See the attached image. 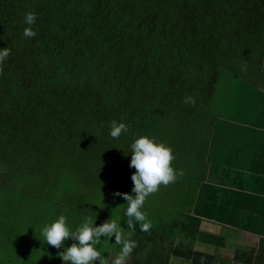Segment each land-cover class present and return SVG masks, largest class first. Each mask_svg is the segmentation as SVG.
Masks as SVG:
<instances>
[{
	"label": "trees",
	"instance_id": "1",
	"mask_svg": "<svg viewBox=\"0 0 264 264\" xmlns=\"http://www.w3.org/2000/svg\"><path fill=\"white\" fill-rule=\"evenodd\" d=\"M30 11L36 36L25 39ZM6 47L0 264H65L58 252L78 242L69 238L56 249L42 235L45 221L60 215L70 232L86 218L94 227L107 217L131 231L127 201L112 193L135 195L131 144L141 136L173 150L172 167L184 176L169 184L167 197L182 203L174 207L164 257L160 230L152 226L149 235L134 221L138 247L129 264H175L171 256L216 264L217 256L194 248L197 241L226 244L201 228L205 218L264 235L255 220L223 216L218 202L225 196L214 192L221 179L213 173L237 166L225 151L249 134L243 124L263 97L264 0H0V49ZM187 96L196 104H185ZM113 120L128 127L118 139L110 136ZM248 192L264 204V193ZM240 210L264 218L263 210ZM141 211L148 218L147 198ZM148 237L153 248L141 263ZM263 240L245 262L264 264ZM240 253L237 247L234 260Z\"/></svg>",
	"mask_w": 264,
	"mask_h": 264
},
{
	"label": "clouds",
	"instance_id": "2",
	"mask_svg": "<svg viewBox=\"0 0 264 264\" xmlns=\"http://www.w3.org/2000/svg\"><path fill=\"white\" fill-rule=\"evenodd\" d=\"M37 15L34 12L24 14V23L27 27L23 30L25 39L36 36L33 25L36 23ZM10 55L9 48L0 49V75L3 74V62ZM185 104H196L194 96H187L183 101ZM128 127L125 123H118L113 120L110 123V136L118 139L122 133H127ZM175 159L173 150L163 143H156L148 136H141L131 144V160L129 167L135 172L131 176L133 183L132 193H122L114 191L113 198L121 197L127 201L128 207L125 215L128 217L127 225L131 230L124 233L123 229L115 221L106 220L98 226H92L90 219H85L82 226L75 232H70L66 226V217L60 215L58 220L50 226L42 229V235L46 243L56 249L63 247L64 242L72 238L78 243H73L66 251L58 252V256L65 264H105V259L100 251L95 247L100 244L101 237L115 238V243L122 246L120 254L115 258L113 264H125L133 250L138 247V242L131 239L135 231V222L140 223V230L151 235L152 223L147 219V214L141 209L146 197L156 193L161 185L168 186L175 183L178 178L184 176V171H179L172 167Z\"/></svg>",
	"mask_w": 264,
	"mask_h": 264
},
{
	"label": "crops",
	"instance_id": "3",
	"mask_svg": "<svg viewBox=\"0 0 264 264\" xmlns=\"http://www.w3.org/2000/svg\"><path fill=\"white\" fill-rule=\"evenodd\" d=\"M259 76V75H258ZM263 93L260 94V102L255 106V111L247 114L248 122L243 124L249 134L241 137L236 144L232 145L229 152L225 151V155H228L233 161L234 168H228L226 166H217L213 172L216 177H219L218 188L216 191L221 194L223 200L218 202V205L222 208L224 213L220 208L219 212L225 216V218H233L237 213L242 220L247 219L249 225L255 223L253 227L257 229L264 230V218L258 219L248 216V214L243 213L240 209L245 208H257L264 211V204H257V200L252 197L256 195L250 194L248 191H255L259 193H264V180L255 179L254 177H264V89L259 88ZM254 116V117H253ZM253 120L255 122H253ZM250 121V122H249ZM217 154H219L218 150ZM233 182L234 185L227 186L226 182ZM222 182L223 184H221ZM224 185V186H222ZM209 199L211 197L209 196ZM254 200L252 203L251 200ZM209 204V203H208ZM239 209V212L237 210ZM240 220V219H239ZM201 228L205 231L215 233L219 235L220 240H225V246L214 245L203 241L195 242L194 248L196 250L205 251L217 256L218 260L216 264H251L245 262L248 256L249 248H258L260 245V239H264V235L258 233L238 229L231 226L225 222H220L215 219L205 218L202 220ZM264 241V240H263ZM237 247L241 248V260H234L235 249ZM245 248V249H244ZM246 252V253H245ZM261 254L264 255V242L262 243ZM179 260L175 264H189L187 259L179 257ZM183 260V261H181ZM261 264V263H259Z\"/></svg>",
	"mask_w": 264,
	"mask_h": 264
},
{
	"label": "rangeland",
	"instance_id": "4",
	"mask_svg": "<svg viewBox=\"0 0 264 264\" xmlns=\"http://www.w3.org/2000/svg\"><path fill=\"white\" fill-rule=\"evenodd\" d=\"M171 187L173 186L169 185L166 187L164 185H161L159 190L156 193L151 194L148 197H146L148 199V218L147 219L151 221L152 226H154V229L157 228L160 230L161 240L159 242V246H160L161 257H164L165 253H167L169 249V245H168L169 241H165L167 239H164V237L165 236L168 237L167 233L170 232V226L172 225V223H174V217H173L174 207L179 206V204L182 203L179 200L177 201V203L170 202L168 200L166 189L168 188V191H171L172 190ZM110 219L111 217L104 218L103 222H105L106 220H110ZM110 221H114V219ZM49 222L50 220H46L45 224L46 225L48 224L47 226H50L52 223H49ZM74 223L76 222L74 221ZM74 223H72V226L75 225ZM96 226H98V224ZM123 231L125 234L128 232L124 229ZM135 241L138 242V240H135ZM146 241L148 243L146 244V246H144L143 251L138 256V259L139 261H141V263L145 260L144 259L145 257L146 258L148 257L147 255L150 254V251L153 248V244H154L151 237H148V240ZM95 247L97 248L98 251L102 253L105 259V264H113L115 258L120 254L121 248H122L121 245L115 243L114 237H112L111 239H108L106 237H101L100 244L96 245ZM133 251H135V249ZM130 258H131V255L130 257L126 259L125 264H129ZM178 261H180L178 256H171V261H170L171 263H177ZM95 264H98V262H95Z\"/></svg>",
	"mask_w": 264,
	"mask_h": 264
}]
</instances>
